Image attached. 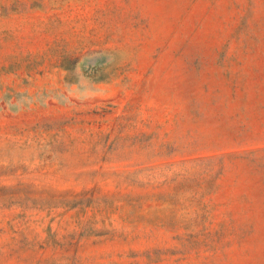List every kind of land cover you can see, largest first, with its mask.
Here are the masks:
<instances>
[{"label": "rangeland", "instance_id": "374dc122", "mask_svg": "<svg viewBox=\"0 0 264 264\" xmlns=\"http://www.w3.org/2000/svg\"><path fill=\"white\" fill-rule=\"evenodd\" d=\"M0 264H264V0H0Z\"/></svg>", "mask_w": 264, "mask_h": 264}]
</instances>
